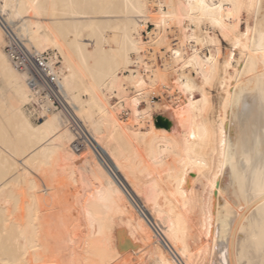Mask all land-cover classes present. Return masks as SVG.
<instances>
[{"label": "bare ground", "instance_id": "bare-ground-1", "mask_svg": "<svg viewBox=\"0 0 264 264\" xmlns=\"http://www.w3.org/2000/svg\"><path fill=\"white\" fill-rule=\"evenodd\" d=\"M187 3L0 0V264H223L225 248L227 264L264 261L255 243H246L248 218L254 217L259 235V209L264 205L258 192H251V183V198L233 194L228 201L236 213L230 230L224 205L217 206L224 199L222 192L230 191L231 164L226 165L227 176L217 181L211 208L190 203L185 210V197L173 195L175 175L186 157H204L209 165L213 159L219 161L213 152L219 149L221 129L225 153L245 168L250 165L244 158L258 151L264 135L261 100L253 91L264 64L255 49L243 58L252 74L251 86L238 51L240 73L229 70L225 87L219 86L221 77L206 89L209 106L203 113L188 107L190 100L201 99V93L182 91L176 83V70L182 65L173 53L190 56L196 48L206 59L214 53L213 35L225 54L229 44L210 23L195 32L197 38L208 40L207 48L186 40L196 27L184 22L187 33L181 27L179 17ZM169 13L177 19L167 20L165 27L161 21ZM241 20V34L252 30L246 38L251 49L260 39L257 10L245 11ZM148 21L154 26L151 31L146 30ZM111 27L117 30L114 37L106 32ZM139 30H146L148 41ZM12 37L60 57L61 91L97 152L89 146L76 150L77 131L64 113L34 96L27 73L15 66L7 49ZM109 41L115 49L106 47ZM159 53L162 63L157 61ZM181 75H191L203 86L195 71ZM105 90L117 99L115 104ZM155 94L160 101L152 103ZM156 107L162 113L154 115ZM117 111H124L126 118L120 119ZM199 126L208 130L207 139L193 140V129ZM193 180L196 173H189L185 188L202 192L200 181ZM205 211L211 212V234L203 226Z\"/></svg>", "mask_w": 264, "mask_h": 264}, {"label": "snow or ice", "instance_id": "snow-or-ice-1", "mask_svg": "<svg viewBox=\"0 0 264 264\" xmlns=\"http://www.w3.org/2000/svg\"><path fill=\"white\" fill-rule=\"evenodd\" d=\"M163 7V5H161ZM170 7H172L170 5ZM186 12H184L180 17L181 27L183 28V23L187 22L196 27L192 29L194 35L192 37H186V40H194L200 48L208 47V40L205 38H197L195 32L202 28L206 23H210L213 30L219 29L218 35L222 36L225 41L228 42V52L225 54L223 49L219 46L220 42L216 35L211 38V43L214 48V53L202 58L200 52L193 48L190 56H184V54L177 50L173 53L178 64L182 67L177 68L176 75L180 77L176 80V83L180 86L182 91L190 92H200L201 99L195 102L189 101L188 107H196L198 111L203 113L209 106V97L206 89L208 87L214 86L223 77V82L219 83L221 88L225 87L229 83V70L234 69L237 73H240L239 64L235 60V56L239 51L241 56L240 63H244V57L247 52L255 49L260 59V63L264 64V0H188V3L184 5ZM7 8V5H5ZM253 10L258 12V24L257 30L259 33V43L257 44L253 41L252 48L250 49L246 44V38L249 35L251 29L244 31L242 34L239 29L242 26L241 16L245 11L251 13ZM175 21L177 17L173 13H169L168 16L164 17L161 23L167 27V20ZM161 26L160 23L157 24V28ZM184 32L187 33L189 29L183 28ZM183 47V45H182ZM171 51V49H169ZM251 60V57H248ZM131 63V61H129ZM256 62L253 61L252 67H255ZM195 71L197 77H202L203 86H197V82L193 80L191 75L183 76L181 72H192ZM244 73H247L250 77V86L252 84L251 72L249 71V65L244 63ZM241 73V74H244ZM181 80H187L188 83L181 84ZM253 91L258 92L261 100V113L264 115V72H261L254 79ZM203 105V107H200ZM264 127V123H262ZM208 130L199 126L193 129L192 138L193 140H205L208 138ZM224 133L221 129L219 134V149L213 152L215 157L217 154L219 156V161L213 159L211 165L205 162L204 157H199L193 159L191 157H186L181 164V170L178 171L174 178L175 192L182 194L185 197L184 208L187 210L191 204H200L203 209L207 210L212 207V202L215 197V190L219 186L217 181L220 180L221 175L227 176L225 171L226 165L231 164L232 176L229 181L230 191L222 192L224 199L217 202L223 204L224 208L222 214L225 217L226 222L229 224V230L231 222L235 219L236 213L233 206L228 202L232 195L235 194L237 198L243 194L247 198H251L249 194V185L251 183V192L253 194L257 193L264 199V135L260 138V146L257 152L254 154H249L248 157L244 158V162L248 163L250 167L245 168L243 164L238 163L232 158L231 153L226 154L224 151ZM215 130L212 131V138L215 139ZM256 159V163L253 164V160ZM254 168V170H253ZM189 173H196V183L197 180L200 181L203 191L200 193L189 191L185 188L186 180ZM169 179H173L171 172L168 174ZM207 184H204V181ZM239 188V192L235 189ZM191 198V199H190ZM260 217L258 224L260 225V234H256V227L252 224L254 217H249V228L246 231L243 227L242 232L246 231V235H250V240L246 243H255L258 252L261 256H264V205L259 209ZM178 220L182 218L177 217ZM204 228L211 234V212L205 211L204 217ZM174 232L176 231V225H173ZM215 235L217 239L220 238V230L217 227ZM174 238L178 239V233ZM107 243V242H106ZM215 264V262H214ZM223 264H227V250L225 248L223 254ZM251 264V262H250ZM264 264V261L261 262Z\"/></svg>", "mask_w": 264, "mask_h": 264}, {"label": "built area", "instance_id": "built-area-1", "mask_svg": "<svg viewBox=\"0 0 264 264\" xmlns=\"http://www.w3.org/2000/svg\"><path fill=\"white\" fill-rule=\"evenodd\" d=\"M7 49L15 66L27 73L28 84L34 96L41 103L48 100L54 108L62 111L67 117L70 127L77 131L75 149L81 150L83 147L89 146L96 151L95 143L90 138L82 119L73 113L61 91L58 78L62 72L60 57L50 49H37L34 45L27 47L19 39L13 37ZM28 107L32 109L31 106Z\"/></svg>", "mask_w": 264, "mask_h": 264}, {"label": "rangeland", "instance_id": "rangeland-1", "mask_svg": "<svg viewBox=\"0 0 264 264\" xmlns=\"http://www.w3.org/2000/svg\"><path fill=\"white\" fill-rule=\"evenodd\" d=\"M152 9H154L155 8V6L154 5H152V7H151ZM245 19V16L243 17V20ZM242 20V26H241V28L242 29H244V27H245V24H244V21ZM154 26L152 25V23H151V21H148L147 23H146V30L147 31H151L152 30V28H153ZM146 30H139V33H140V35H141V37H142V39L144 40V41H148V38H147V32H146ZM106 32L108 33V34H110L112 37H114V35H115V33L117 32V30L115 29V28H108V29H106ZM85 35H83V37H84ZM170 38H172V36L170 35L169 36ZM224 45V46H223ZM222 46L223 47H225V43H223L222 42ZM106 47H109V48H111V49H115L116 48V44L113 42V41H109L107 44H106ZM151 47V46H150ZM152 48V47H151ZM147 54L148 55V57H146V59H148V61H152V57H150V54H149V52H144V54ZM161 55H160V53L159 54H157V61H158V63H162V61H161V57H160ZM132 87H130L129 88V90H128V93L129 94H132ZM105 93H106V95L107 96H109V98H110V101H111V103L112 104H115L116 102H117V99L115 98V97H113L111 94H110V92L109 91H107V90H105ZM168 96V95H167ZM150 99H151V102L153 103H155V102H159L160 101V96L158 95V94H155L154 96H151L150 97ZM167 100L168 101H172L171 100V96H168L167 97ZM145 100H141V108H144L145 107ZM160 111V112H159ZM153 113H154V115H157V114H159V113H162V109L160 108V107H156V108H154L153 109ZM92 114L94 115V112H92ZM117 115H118V117L120 118V119H125L126 118V113L124 112V111H117ZM32 121H34V122H39V121H35V120H33V119H31ZM130 252H128V254H129ZM131 254V253H130ZM133 255L131 254V257H132Z\"/></svg>", "mask_w": 264, "mask_h": 264}]
</instances>
